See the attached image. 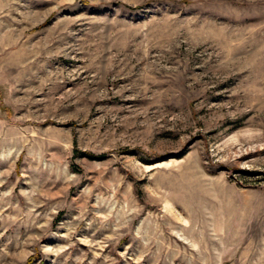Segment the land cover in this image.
Instances as JSON below:
<instances>
[{
  "label": "rangeland",
  "instance_id": "374dc122",
  "mask_svg": "<svg viewBox=\"0 0 264 264\" xmlns=\"http://www.w3.org/2000/svg\"><path fill=\"white\" fill-rule=\"evenodd\" d=\"M0 264H264V0H0Z\"/></svg>",
  "mask_w": 264,
  "mask_h": 264
},
{
  "label": "trees",
  "instance_id": "16d2710c",
  "mask_svg": "<svg viewBox=\"0 0 264 264\" xmlns=\"http://www.w3.org/2000/svg\"><path fill=\"white\" fill-rule=\"evenodd\" d=\"M86 155L89 157V158H95V157H98V156H95L93 153H86Z\"/></svg>",
  "mask_w": 264,
  "mask_h": 264
}]
</instances>
